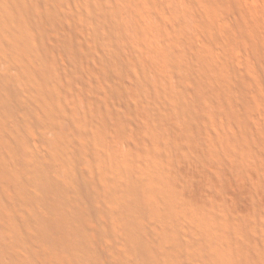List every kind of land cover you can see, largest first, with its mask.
Segmentation results:
<instances>
[{
	"label": "rangeland",
	"instance_id": "obj_1",
	"mask_svg": "<svg viewBox=\"0 0 264 264\" xmlns=\"http://www.w3.org/2000/svg\"><path fill=\"white\" fill-rule=\"evenodd\" d=\"M151 27L164 59H174L167 77L145 60ZM113 95L146 99L173 138L183 126L171 141L179 144L176 179L189 168L186 127L198 130L200 204L179 205L182 264H264V0H0V106H7L0 111V155L6 140L29 144L35 189L76 208L72 191L58 183L65 174L48 137L61 117L76 135L80 115L119 117L111 112ZM190 99H197L196 122ZM155 172L148 179L157 183ZM78 174L73 187L87 184L89 174ZM194 204L204 209L197 214ZM156 236L168 245L162 230Z\"/></svg>",
	"mask_w": 264,
	"mask_h": 264
},
{
	"label": "bare ground",
	"instance_id": "obj_2",
	"mask_svg": "<svg viewBox=\"0 0 264 264\" xmlns=\"http://www.w3.org/2000/svg\"><path fill=\"white\" fill-rule=\"evenodd\" d=\"M185 26L197 30L189 21ZM156 33L151 27L142 50L145 60L157 69V75L167 77L164 69L174 59H164L167 53L158 49ZM37 67L34 65L32 69H36L35 77ZM48 68L56 70L52 63ZM188 70L195 78L191 68ZM113 97L111 112L115 109L119 117L109 120L100 114L89 119L80 115L78 135L69 130L68 120L61 117L55 137H48L58 150V171L65 174L58 183L72 191L69 199L77 205L74 210L63 197L49 192L52 197L47 195L48 198L45 189L32 186L28 171L33 148L6 140L0 155V264H182L181 221L177 217L183 215L179 205L184 206L189 199L196 204L200 199L195 183L201 156L198 130L191 122L186 127L189 145L185 157L189 168L181 179H176L174 169L180 158L174 147L179 145L175 141L183 126L173 138L160 130L164 128L155 121L146 99ZM196 104L197 99H190L195 122ZM5 107L6 104H1L0 111ZM172 127L173 124L169 126ZM155 169L159 174L157 183L150 180L155 178L152 173ZM215 171L214 167H208V172ZM137 172L139 175L135 177ZM78 173L89 174L87 184L73 187ZM140 179H144L145 185L148 181L152 183L145 186ZM154 193L162 194L161 201L158 198L156 202ZM195 204L194 211L204 209L196 210ZM181 224L185 226L184 222ZM161 230L168 245L157 242L156 235Z\"/></svg>",
	"mask_w": 264,
	"mask_h": 264
}]
</instances>
